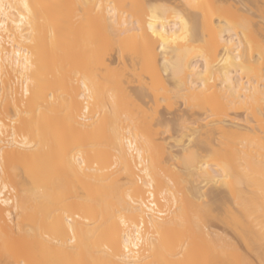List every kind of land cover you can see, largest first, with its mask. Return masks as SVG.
<instances>
[{"label":"bare ground","instance_id":"obj_1","mask_svg":"<svg viewBox=\"0 0 264 264\" xmlns=\"http://www.w3.org/2000/svg\"><path fill=\"white\" fill-rule=\"evenodd\" d=\"M176 1L0 0V264H264V46Z\"/></svg>","mask_w":264,"mask_h":264},{"label":"rangeland","instance_id":"obj_2","mask_svg":"<svg viewBox=\"0 0 264 264\" xmlns=\"http://www.w3.org/2000/svg\"><path fill=\"white\" fill-rule=\"evenodd\" d=\"M150 4H156L161 2H171L175 5H178L179 3L176 0H146ZM226 5H232L236 10L235 16L238 19H241L244 25L246 26L247 31L250 33L251 36L257 37L259 40L258 45L264 46V33L260 31L259 27H262L264 30V19L262 18V12L259 13L257 9H254V6L252 7V3L248 0H224ZM251 4V5H250ZM256 10V11H255ZM114 66V65H112ZM183 112H187V109L182 105L181 102L176 104L172 110L162 109L161 110V116L163 119L169 121V125L167 128H163V130L169 131V133L166 134V136L174 135V133L177 131L178 123L174 124L173 121L177 117V115H181ZM243 114L241 112L238 113V118L243 119ZM169 143L171 141H168ZM177 149V148H176ZM174 149L175 151H177ZM215 230L219 233H225L229 234V231L224 228L222 225H214Z\"/></svg>","mask_w":264,"mask_h":264}]
</instances>
